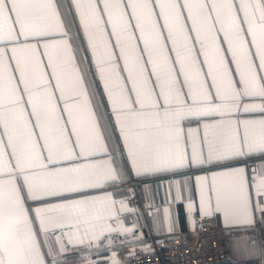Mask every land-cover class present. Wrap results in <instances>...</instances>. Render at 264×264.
<instances>
[{
    "label": "snow or ice",
    "instance_id": "obj_1",
    "mask_svg": "<svg viewBox=\"0 0 264 264\" xmlns=\"http://www.w3.org/2000/svg\"><path fill=\"white\" fill-rule=\"evenodd\" d=\"M72 5L0 0V264L132 234L130 173L184 176L177 202L194 178L202 218L264 219V0Z\"/></svg>",
    "mask_w": 264,
    "mask_h": 264
},
{
    "label": "crops",
    "instance_id": "obj_2",
    "mask_svg": "<svg viewBox=\"0 0 264 264\" xmlns=\"http://www.w3.org/2000/svg\"><path fill=\"white\" fill-rule=\"evenodd\" d=\"M61 3L67 7L70 18L75 21V9L72 0H61ZM83 54L90 59V53ZM248 164L251 168L253 162L249 160ZM199 171L201 170H197V174ZM184 178V176L171 174L134 178L130 173L124 187L134 190V193H127V197L136 195L135 200L138 204L129 203L127 198L129 207L135 208L136 211L124 213L122 218L127 226L135 225L134 232L128 235L113 233L114 242L108 244L105 240L100 247L69 246V251L60 256L63 264H89V261L95 262V264H111L112 253H116L122 245L127 246L129 251H132L135 247H144V240L148 237L196 228L201 214L199 211V193L196 190L194 178L191 181V192L183 191L182 200L179 202L175 199L176 184L174 181ZM251 178L252 174L249 171V179L251 180ZM189 198L196 206L191 221L186 211ZM255 199L253 192L254 202ZM165 208L169 209L170 220L165 219ZM214 217L217 224L224 230L225 246L234 259L256 258L261 264H264V219H262L260 212H254L255 223L247 228L226 226L222 214H214ZM169 222L173 229L171 232L168 231ZM250 234H254L257 238L248 241L247 236ZM137 236L139 239L134 238ZM238 241H240L239 247L237 246Z\"/></svg>",
    "mask_w": 264,
    "mask_h": 264
},
{
    "label": "built area",
    "instance_id": "obj_3",
    "mask_svg": "<svg viewBox=\"0 0 264 264\" xmlns=\"http://www.w3.org/2000/svg\"><path fill=\"white\" fill-rule=\"evenodd\" d=\"M136 195L128 202L137 205ZM257 237L247 236L248 241ZM150 250L135 247L130 255L127 246H120L116 252L121 264H261L259 259H234L225 246L224 230L213 216L199 218L196 228L190 230L151 236L144 240Z\"/></svg>",
    "mask_w": 264,
    "mask_h": 264
}]
</instances>
